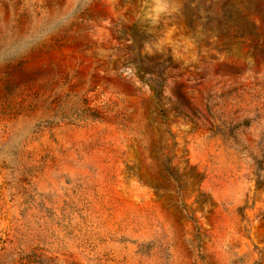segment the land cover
I'll use <instances>...</instances> for the list:
<instances>
[{
  "label": "rangeland",
  "instance_id": "1",
  "mask_svg": "<svg viewBox=\"0 0 264 264\" xmlns=\"http://www.w3.org/2000/svg\"><path fill=\"white\" fill-rule=\"evenodd\" d=\"M0 264H264V0H0Z\"/></svg>",
  "mask_w": 264,
  "mask_h": 264
}]
</instances>
